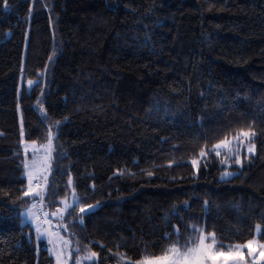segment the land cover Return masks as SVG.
<instances>
[{"label": "trees", "instance_id": "trees-1", "mask_svg": "<svg viewBox=\"0 0 264 264\" xmlns=\"http://www.w3.org/2000/svg\"><path fill=\"white\" fill-rule=\"evenodd\" d=\"M24 138L51 142L46 208L86 264L192 226L264 244V0H0V264H56L23 216Z\"/></svg>", "mask_w": 264, "mask_h": 264}, {"label": "rangeland", "instance_id": "rangeland-1", "mask_svg": "<svg viewBox=\"0 0 264 264\" xmlns=\"http://www.w3.org/2000/svg\"><path fill=\"white\" fill-rule=\"evenodd\" d=\"M25 148H27L26 153ZM23 151L24 165H28V167L25 168V175L28 180V185L34 190V192H36L35 190L37 189V191L40 193L41 189L34 187L33 184L38 181H41L46 177V175L50 173L52 162L51 142H30L24 138ZM33 153H35V156H33ZM47 181L45 184V188L47 187ZM29 196L32 198V202L23 211L24 219L27 223H30L36 230L39 229V234L41 238L45 239L48 242L50 250L56 259V264H86V262H93L91 260L85 259V257H73V243L70 238L67 237L64 232H62L61 227L58 226L57 222L54 221V225L52 227H49L48 225H42L39 222L36 204L37 196ZM75 203L76 196L74 192L71 199L64 204V209L66 205L73 206ZM33 205L36 206L33 207ZM69 209L70 208H68L67 211ZM63 210L62 214L67 212ZM48 216L51 220H57L59 218H52L49 212ZM259 244L261 243L256 241V243L251 246V249H244L242 252V256L236 253H229L228 248L223 249L221 250V254L216 255L214 260L209 261L208 264H234V261H239L240 264H264V256L261 255V252H264V249L259 247ZM216 247H219L217 246V243ZM182 250L183 249L181 248V251ZM57 257H59V259H57Z\"/></svg>", "mask_w": 264, "mask_h": 264}, {"label": "snow or ice", "instance_id": "snow-or-ice-1", "mask_svg": "<svg viewBox=\"0 0 264 264\" xmlns=\"http://www.w3.org/2000/svg\"><path fill=\"white\" fill-rule=\"evenodd\" d=\"M32 82L29 81V84ZM255 136V133L253 131H243L237 132L236 136L233 138L236 140L239 144H244L245 142L248 143V147L246 149L247 153H253L255 151V144L252 142V137ZM231 143V141H228L227 138L224 141H221L220 144L213 145L209 151L213 152L215 155H220L221 148H227L228 144ZM229 151H231L229 149ZM27 152V148H25V153ZM201 156H205L206 153L204 151H201ZM232 155L236 157L235 162L237 164H242V161L239 158L238 153L232 152ZM33 156H35V153H33ZM193 163H196L193 161ZM25 168L28 167L27 164L24 165ZM151 175V173H149ZM232 175V173H225V176ZM224 177H222L223 179ZM71 183V181H69ZM39 187V185H37ZM75 192V189H73V193ZM25 196L34 195L39 196L41 200H43V196L39 192H34V190L29 187L28 190L24 192ZM36 205H33L35 207ZM92 207V206H89ZM68 208H72L73 211H75V208H73L72 205H66L65 209L63 211H67ZM81 212H84V208H80ZM45 217L48 216V213H44ZM53 216L58 215V213L54 212L52 213ZM60 218L62 219V214H60ZM178 232V230H174ZM259 231V229L257 230ZM37 232L39 233V229H37ZM264 235V233H262ZM39 239V235L37 237ZM256 243L255 240L248 241L244 245H231V246H225L223 244H220L219 247H216V237L215 233H204V230L202 228H197L195 226H192V233L187 238L186 242L183 244V250L181 251L180 247H177V245L180 244V240L177 239L175 243H173L169 248L165 250V252L155 258H145L141 264H208L209 261L214 260L216 255L221 254V250H223L225 247L228 248L229 253H236L242 256V252L244 249H251V246ZM259 247L264 249V244H259ZM97 253L95 252H89V255L85 257V259L95 261L97 259ZM261 255L264 256V252H261ZM59 259V257H57ZM234 264H240L239 261H234Z\"/></svg>", "mask_w": 264, "mask_h": 264}, {"label": "built area", "instance_id": "built-area-1", "mask_svg": "<svg viewBox=\"0 0 264 264\" xmlns=\"http://www.w3.org/2000/svg\"><path fill=\"white\" fill-rule=\"evenodd\" d=\"M47 178L45 177L41 181H38L34 183V186L37 187L39 185V189H41L40 194L43 196V200L39 199L37 203V209H38V219L39 222L42 225H48L49 227H52L54 225V222L49 218V216L45 217L44 213H48L45 205V184H46ZM45 188V189H44Z\"/></svg>", "mask_w": 264, "mask_h": 264}, {"label": "water", "instance_id": "water-1", "mask_svg": "<svg viewBox=\"0 0 264 264\" xmlns=\"http://www.w3.org/2000/svg\"><path fill=\"white\" fill-rule=\"evenodd\" d=\"M101 209H102V206H95V207H92V208L86 209V210L83 212V215H84V216H89V215H92V214L97 213V212L100 211Z\"/></svg>", "mask_w": 264, "mask_h": 264}, {"label": "crops", "instance_id": "crops-1", "mask_svg": "<svg viewBox=\"0 0 264 264\" xmlns=\"http://www.w3.org/2000/svg\"><path fill=\"white\" fill-rule=\"evenodd\" d=\"M34 189H35V188H34ZM35 191L38 192L37 189H36Z\"/></svg>", "mask_w": 264, "mask_h": 264}]
</instances>
